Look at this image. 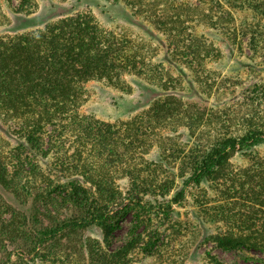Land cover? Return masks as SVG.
Instances as JSON below:
<instances>
[{"label":"rangeland","instance_id":"374dc122","mask_svg":"<svg viewBox=\"0 0 264 264\" xmlns=\"http://www.w3.org/2000/svg\"><path fill=\"white\" fill-rule=\"evenodd\" d=\"M32 2L25 13L20 0H0V36L89 13L145 49L161 79H89L67 101L53 91L24 107L0 106V264H29L16 256L18 244L38 242L54 215L72 210L69 184L101 193L114 234L103 243L98 225L66 230L40 243L62 251L30 264H87L84 241L110 252L131 238L129 264H264L261 249L212 241L226 229L263 228L264 144L186 183L215 138L264 132V0ZM253 210L259 218L238 219Z\"/></svg>","mask_w":264,"mask_h":264},{"label":"trees","instance_id":"16d2710c","mask_svg":"<svg viewBox=\"0 0 264 264\" xmlns=\"http://www.w3.org/2000/svg\"><path fill=\"white\" fill-rule=\"evenodd\" d=\"M32 3V0H20L16 9L32 13L35 10V3ZM158 69L159 63L149 58L145 49L129 46L121 36L102 29L89 13L73 14L32 33L0 36V106L24 107L39 98H46L53 91L56 97L67 101L79 90L80 82L89 79H105L113 84L125 85L123 77L133 74L156 82L161 79H154L159 74ZM42 123L43 120L38 118L32 126ZM262 143L264 132L258 131L245 132L233 138H215L209 150L192 163L186 183L205 180L224 167L231 153L244 146ZM94 187L101 191L99 185L94 184ZM105 193L108 196L111 192L105 190ZM67 195L72 210L62 217L54 215L52 223L42 228L38 242L28 238L20 240L16 256L28 260L29 264L33 259L44 261L46 254L62 250L55 246L44 250L40 247L42 241L58 237L66 230L94 225L100 227L103 243H109L118 223L108 221L109 210L106 204L101 203V193L97 198L93 190H85L80 184H69ZM183 197L184 193L181 192L180 199ZM255 217L260 216L253 210L247 219H238L242 218L247 223V220ZM6 234L7 230L2 235ZM133 239L110 252L104 251L102 245L84 241L87 264H129L128 255ZM212 241L223 249L246 246L261 249L264 253V197L263 228L247 224L236 230L226 229L214 234Z\"/></svg>","mask_w":264,"mask_h":264}]
</instances>
